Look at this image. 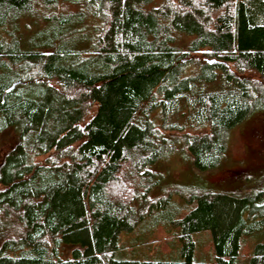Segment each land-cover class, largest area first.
<instances>
[{
    "label": "trees",
    "instance_id": "1",
    "mask_svg": "<svg viewBox=\"0 0 264 264\" xmlns=\"http://www.w3.org/2000/svg\"><path fill=\"white\" fill-rule=\"evenodd\" d=\"M257 111L264 0H0V135L17 137L0 163V264H264V190L134 204L177 143L214 169ZM144 223L172 235L173 260L115 258Z\"/></svg>",
    "mask_w": 264,
    "mask_h": 264
},
{
    "label": "rangeland",
    "instance_id": "2",
    "mask_svg": "<svg viewBox=\"0 0 264 264\" xmlns=\"http://www.w3.org/2000/svg\"><path fill=\"white\" fill-rule=\"evenodd\" d=\"M193 70L194 67L191 66L187 72ZM187 72L184 74L187 75ZM16 138L12 129L0 135V163L5 153L16 142ZM149 168L152 171L154 186L147 194L145 202L139 197L134 203L135 208L140 206L141 214L145 211V206L158 201L166 200L165 204H167L171 199H183L174 192L177 188H182L183 193L189 190H209L226 191L239 196H248L253 192L264 190V111L255 112L229 132L225 154L214 169L197 170L183 145L179 143L167 157ZM183 202V207L191 204L184 199ZM142 225L139 229L121 235L115 258L173 260L172 244H169L172 235L161 225L154 226L151 223ZM257 237L264 238V232ZM66 247L69 249L66 250ZM200 247L206 249L209 245L204 242ZM71 248V245L63 246L59 256L69 257ZM197 251L196 260L207 259L205 254Z\"/></svg>",
    "mask_w": 264,
    "mask_h": 264
},
{
    "label": "water",
    "instance_id": "3",
    "mask_svg": "<svg viewBox=\"0 0 264 264\" xmlns=\"http://www.w3.org/2000/svg\"><path fill=\"white\" fill-rule=\"evenodd\" d=\"M15 86V84H13L12 86H11V88H13Z\"/></svg>",
    "mask_w": 264,
    "mask_h": 264
}]
</instances>
